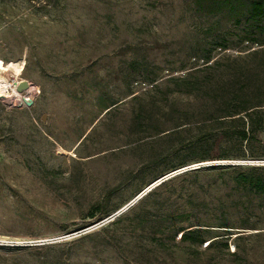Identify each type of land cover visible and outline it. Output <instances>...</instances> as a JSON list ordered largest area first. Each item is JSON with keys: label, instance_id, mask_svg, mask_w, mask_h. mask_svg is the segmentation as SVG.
Wrapping results in <instances>:
<instances>
[{"label": "rangeland", "instance_id": "rangeland-1", "mask_svg": "<svg viewBox=\"0 0 264 264\" xmlns=\"http://www.w3.org/2000/svg\"><path fill=\"white\" fill-rule=\"evenodd\" d=\"M246 19L0 0V77L37 87L31 107L0 90V264H264V195L239 182L264 178V19ZM240 96L262 106L226 117Z\"/></svg>", "mask_w": 264, "mask_h": 264}, {"label": "trees", "instance_id": "trees-1", "mask_svg": "<svg viewBox=\"0 0 264 264\" xmlns=\"http://www.w3.org/2000/svg\"><path fill=\"white\" fill-rule=\"evenodd\" d=\"M197 10L206 15H218L223 11L227 10L234 18L236 24H240L242 17H247V22L256 25L264 19V0H253L249 6H246L245 0H194ZM258 29V28H257ZM260 30V29H258ZM247 41H252L248 40ZM207 63V62H206ZM184 80L186 78H183ZM194 84H190L188 87H192ZM248 86V85H247ZM187 87V86H186ZM243 96L238 97L235 101L238 102V106H235V109L230 112L226 117H235L239 116L242 113H246V117L250 118V113H253L255 110L248 112L255 107H261L260 105L263 102L259 103H250L242 102L240 99ZM235 103V102H232ZM248 112V113H247ZM252 130H237L233 133L240 141H248L251 137ZM241 184L249 188L251 191H255L256 194L264 195V178H256L252 175H243L239 180ZM203 230L194 229L185 232L181 230L180 241L189 243L192 245H202L203 244ZM212 247V244L207 246ZM225 248L228 250L229 245L225 244Z\"/></svg>", "mask_w": 264, "mask_h": 264}, {"label": "bare ground", "instance_id": "bare-ground-1", "mask_svg": "<svg viewBox=\"0 0 264 264\" xmlns=\"http://www.w3.org/2000/svg\"><path fill=\"white\" fill-rule=\"evenodd\" d=\"M13 73L17 77L19 76L18 78H16L17 80L23 79V78H21L22 73H20V72H14V71H13ZM11 89L12 88L10 86V82L6 80L5 76L0 77V90L2 91V95L4 97L8 98V100H10L12 102V104L15 105V104H17L16 99H17V96H18V92H16L13 89H12L13 91H11ZM30 89H31V92L32 93H35L36 94V92H35L36 89H37L36 86H34V85L31 84V88Z\"/></svg>", "mask_w": 264, "mask_h": 264}, {"label": "built area", "instance_id": "built-area-1", "mask_svg": "<svg viewBox=\"0 0 264 264\" xmlns=\"http://www.w3.org/2000/svg\"><path fill=\"white\" fill-rule=\"evenodd\" d=\"M23 80H17V79H13L12 81H10V86L13 90L16 91V87L18 86V84H20V82H22ZM31 84L29 85V89L21 94L18 93L17 96V105L19 106H26L24 99L29 100V99H34L36 94L31 92ZM11 89V91H13Z\"/></svg>", "mask_w": 264, "mask_h": 264}, {"label": "water", "instance_id": "water-1", "mask_svg": "<svg viewBox=\"0 0 264 264\" xmlns=\"http://www.w3.org/2000/svg\"><path fill=\"white\" fill-rule=\"evenodd\" d=\"M29 85H30V83L28 81L23 80L16 87V92H18L19 94H21V93L27 91L29 89ZM24 102H25V105L26 106L31 107V106H33L34 100L33 99H29V100L24 99Z\"/></svg>", "mask_w": 264, "mask_h": 264}]
</instances>
